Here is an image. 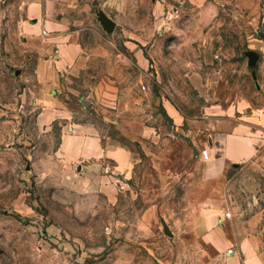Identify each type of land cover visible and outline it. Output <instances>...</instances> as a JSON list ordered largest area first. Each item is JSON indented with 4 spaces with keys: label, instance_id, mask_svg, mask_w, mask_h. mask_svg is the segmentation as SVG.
Listing matches in <instances>:
<instances>
[{
    "label": "rangeland",
    "instance_id": "374dc122",
    "mask_svg": "<svg viewBox=\"0 0 264 264\" xmlns=\"http://www.w3.org/2000/svg\"><path fill=\"white\" fill-rule=\"evenodd\" d=\"M31 1L0 0V264H233L237 245L216 246L198 224L215 202L232 238L264 232V141L219 183L194 149L208 148L222 109L251 123L264 112V0H63L89 57L56 89L71 116L46 122L35 66L47 34ZM83 120L131 147L134 178L59 171L63 127Z\"/></svg>",
    "mask_w": 264,
    "mask_h": 264
},
{
    "label": "crops",
    "instance_id": "0c3cea01",
    "mask_svg": "<svg viewBox=\"0 0 264 264\" xmlns=\"http://www.w3.org/2000/svg\"><path fill=\"white\" fill-rule=\"evenodd\" d=\"M63 3V0H32L28 5L35 24L33 27L38 33L44 28L47 34V48L42 51L35 66L37 79L42 86L38 100L43 104L40 118L45 122L71 116V111L61 101L59 94L55 95L56 89L64 84L70 73L80 71L89 57L82 45V29L70 28L66 17L56 9L61 8ZM239 109L236 106L222 109V114L213 115L210 121L207 120L210 127L208 157L194 149L197 155L208 160L213 168L212 176L216 177L209 179L218 183L222 181L221 176L227 166L258 156L264 141V112L257 115L255 121L252 120L255 123H251L237 117ZM118 130L131 140L128 131ZM153 131L148 126L140 135L151 138ZM55 155L59 171L70 178H116L124 182L134 178L137 163L131 147L104 133L92 121L85 120L69 121L64 125ZM207 211L213 215L203 213L198 224L204 239L222 249L236 244L238 251L232 255L233 264H264V232L246 229V233L235 234L232 238L222 226L230 218L222 207L218 208L214 202Z\"/></svg>",
    "mask_w": 264,
    "mask_h": 264
},
{
    "label": "water",
    "instance_id": "95a60500",
    "mask_svg": "<svg viewBox=\"0 0 264 264\" xmlns=\"http://www.w3.org/2000/svg\"><path fill=\"white\" fill-rule=\"evenodd\" d=\"M98 19L100 20L105 30H107L108 32H111L114 30L115 25H116L115 21L110 16H108L107 13H105L103 10L99 11ZM247 54L249 56V64L252 66L255 65L259 58V53L256 50L250 49L247 51Z\"/></svg>",
    "mask_w": 264,
    "mask_h": 264
},
{
    "label": "built area",
    "instance_id": "2783aa9c",
    "mask_svg": "<svg viewBox=\"0 0 264 264\" xmlns=\"http://www.w3.org/2000/svg\"><path fill=\"white\" fill-rule=\"evenodd\" d=\"M202 155H203L204 157H208V156H209V150H208V148H205V149L202 150ZM225 215H226L227 217H229V216L231 215V212H230L229 210H226V211H225Z\"/></svg>",
    "mask_w": 264,
    "mask_h": 264
}]
</instances>
